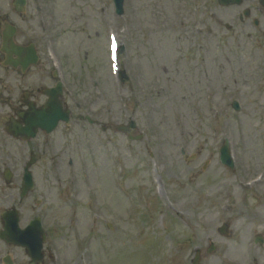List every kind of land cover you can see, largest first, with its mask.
<instances>
[{
    "label": "rangeland",
    "instance_id": "rangeland-1",
    "mask_svg": "<svg viewBox=\"0 0 264 264\" xmlns=\"http://www.w3.org/2000/svg\"><path fill=\"white\" fill-rule=\"evenodd\" d=\"M128 5H127V14L126 17L120 21L119 28L124 31L126 37H127V29H128V24L130 22V19H132L134 16L140 17V8L136 6L135 0H128ZM139 1V0H138ZM72 12V11H71ZM195 89L192 90V92ZM181 96V93H180ZM220 105V104H219ZM121 238V237H120Z\"/></svg>",
    "mask_w": 264,
    "mask_h": 264
}]
</instances>
